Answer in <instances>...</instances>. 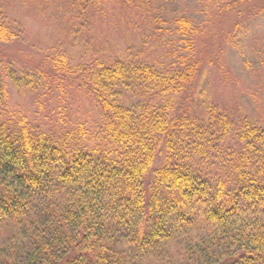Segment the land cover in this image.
I'll return each mask as SVG.
<instances>
[{"label":"trees","instance_id":"trees-1","mask_svg":"<svg viewBox=\"0 0 264 264\" xmlns=\"http://www.w3.org/2000/svg\"><path fill=\"white\" fill-rule=\"evenodd\" d=\"M98 1L70 4L87 16ZM199 1L234 12L245 0ZM7 12L0 3L3 43L20 36ZM177 26L188 53L168 66L130 49L75 69L58 63L56 78L68 74L76 94L63 103L61 83L45 114L41 102L10 108L9 82L35 88L38 80L16 78L0 58V230L17 229L0 245V264H136L198 223L205 232L168 264H264V120L180 103L203 67L204 27L188 17Z\"/></svg>","mask_w":264,"mask_h":264},{"label":"rangeland","instance_id":"rangeland-1","mask_svg":"<svg viewBox=\"0 0 264 264\" xmlns=\"http://www.w3.org/2000/svg\"><path fill=\"white\" fill-rule=\"evenodd\" d=\"M34 1L0 0L20 33L18 40L0 42V58L16 78L26 75L38 80L35 88L9 82L11 109L36 110L41 102L45 114L55 101L51 92H57L61 83L66 89L63 103L73 102L74 80L62 72L56 78L58 63L75 69L89 59L113 57L130 49L132 55L151 54L168 66L177 57L173 54L188 53L187 37L180 35L177 26L179 18L188 17L204 27L196 44L203 67L180 103L192 109L216 103L235 115L264 120V0H245L234 12H209L199 0H99L85 11L87 16L80 15L70 0H62L65 7L60 10L54 9L57 0ZM236 22L239 25L234 29ZM153 23L166 30L155 33ZM160 164L161 157L147 182ZM204 226L198 223L189 235L170 238L163 253L146 256L136 264H168L166 259L178 263L187 242L205 232ZM16 231L14 224L2 227L0 245L8 244Z\"/></svg>","mask_w":264,"mask_h":264}]
</instances>
